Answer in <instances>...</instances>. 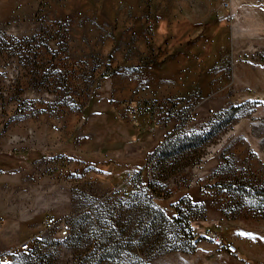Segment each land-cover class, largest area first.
<instances>
[{
    "label": "rangeland",
    "instance_id": "obj_1",
    "mask_svg": "<svg viewBox=\"0 0 264 264\" xmlns=\"http://www.w3.org/2000/svg\"><path fill=\"white\" fill-rule=\"evenodd\" d=\"M0 154V264H264V0H0Z\"/></svg>",
    "mask_w": 264,
    "mask_h": 264
},
{
    "label": "trees",
    "instance_id": "obj_2",
    "mask_svg": "<svg viewBox=\"0 0 264 264\" xmlns=\"http://www.w3.org/2000/svg\"><path fill=\"white\" fill-rule=\"evenodd\" d=\"M218 124H213L212 125V129L210 131H208L209 133H212L214 132V130H216ZM172 138V139H171ZM175 138L173 136V134H167V136L164 138V141L160 142L157 146V148H155V150L153 151V153H158L159 155H161L160 157H163L165 154L164 152H162L164 150V148H167V149H170L169 151V154H168V158H171L174 156V154H176V152H184L185 148H186V145H189L191 143H185L184 145L182 144H177L179 142H181L180 140L178 139H173ZM168 139V140H166ZM182 163H186V161L182 162ZM175 167V165H173ZM169 167H171L172 169V164L169 165ZM173 167V168H174ZM142 172V168L139 167L138 168V173L140 174ZM261 190L263 189L262 186L259 187ZM264 190V189H263ZM185 220H187L188 218H184ZM177 221H179V226L182 225V230L183 229H186V226L188 225V222L186 224V222H181L179 218H177Z\"/></svg>",
    "mask_w": 264,
    "mask_h": 264
},
{
    "label": "built area",
    "instance_id": "obj_3",
    "mask_svg": "<svg viewBox=\"0 0 264 264\" xmlns=\"http://www.w3.org/2000/svg\"><path fill=\"white\" fill-rule=\"evenodd\" d=\"M53 222H55V218L53 216L51 217H48L47 221H46V224L51 226L53 224ZM58 228L60 230V234L59 236L61 237H66L68 235V231H69V224H67L66 222L65 223H58ZM0 225H1V219H0ZM1 227V226H0ZM211 238L215 239L218 237V234L216 233H210L209 234ZM30 240H26L23 244H18L17 245V248L19 250H24V251H28L30 250ZM224 247L229 251V252H232V251H235V246L232 242H227V243H224ZM10 251H1L0 252V263L1 262H7L9 261L10 259Z\"/></svg>",
    "mask_w": 264,
    "mask_h": 264
},
{
    "label": "crops",
    "instance_id": "obj_4",
    "mask_svg": "<svg viewBox=\"0 0 264 264\" xmlns=\"http://www.w3.org/2000/svg\"><path fill=\"white\" fill-rule=\"evenodd\" d=\"M3 154H4V153H3ZM4 157H5V156H2V155L0 154V163H4L5 161L8 160L6 157H5V158H4ZM6 159H7V160H6ZM3 171H5V170L3 169ZM231 220H232V219H231ZM18 232H19V234H20L21 231H17V233H16L17 235H19Z\"/></svg>",
    "mask_w": 264,
    "mask_h": 264
}]
</instances>
